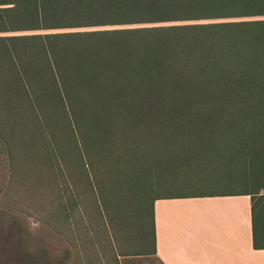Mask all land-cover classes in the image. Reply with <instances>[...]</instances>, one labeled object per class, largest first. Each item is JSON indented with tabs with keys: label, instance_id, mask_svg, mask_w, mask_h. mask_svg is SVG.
I'll return each mask as SVG.
<instances>
[{
	"label": "trees",
	"instance_id": "trees-1",
	"mask_svg": "<svg viewBox=\"0 0 264 264\" xmlns=\"http://www.w3.org/2000/svg\"><path fill=\"white\" fill-rule=\"evenodd\" d=\"M259 17L264 0H0V184L48 192L64 223L89 200L95 234L104 217L139 232L113 264H162L160 199L248 196L264 249ZM173 183L215 186L156 191Z\"/></svg>",
	"mask_w": 264,
	"mask_h": 264
},
{
	"label": "rangeland",
	"instance_id": "rangeland-1",
	"mask_svg": "<svg viewBox=\"0 0 264 264\" xmlns=\"http://www.w3.org/2000/svg\"><path fill=\"white\" fill-rule=\"evenodd\" d=\"M83 30L86 29L38 33ZM17 34L20 33L14 35ZM214 186L173 183L156 188V191L179 193ZM138 187L132 189V199L139 193ZM88 202L84 206L79 203L74 214L64 223L48 192L8 193L0 184V264H113L111 242L116 253L140 252L139 232L125 229L120 221L112 226L104 217L105 224H101L100 231L95 234L89 222L92 207ZM117 259L120 264H160L151 256H118Z\"/></svg>",
	"mask_w": 264,
	"mask_h": 264
},
{
	"label": "crops",
	"instance_id": "crops-1",
	"mask_svg": "<svg viewBox=\"0 0 264 264\" xmlns=\"http://www.w3.org/2000/svg\"><path fill=\"white\" fill-rule=\"evenodd\" d=\"M155 257L162 264H264L252 243L248 196L154 202Z\"/></svg>",
	"mask_w": 264,
	"mask_h": 264
}]
</instances>
